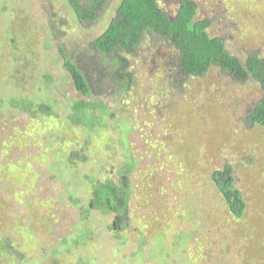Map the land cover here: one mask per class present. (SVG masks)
Returning <instances> with one entry per match:
<instances>
[{"label":"rangeland","instance_id":"rangeland-1","mask_svg":"<svg viewBox=\"0 0 264 264\" xmlns=\"http://www.w3.org/2000/svg\"><path fill=\"white\" fill-rule=\"evenodd\" d=\"M193 1L196 19L212 20L209 35L231 55L264 59V0ZM65 2L0 0V246L8 250L0 264H264V133L240 122L261 90L211 68L183 80L179 93L168 85L177 71L172 51L148 38L130 62L124 119L105 117H119L122 106L100 97L105 112L92 113L94 127L84 130L66 106L89 99L74 96L57 48L81 52L120 0L89 25ZM178 2L158 5L173 16ZM46 100L49 110L54 102L51 116L40 106ZM226 165L246 202L241 219L210 182ZM123 172L128 218L109 230L111 214L91 210L85 218L86 186Z\"/></svg>","mask_w":264,"mask_h":264},{"label":"trees","instance_id":"trees-1","mask_svg":"<svg viewBox=\"0 0 264 264\" xmlns=\"http://www.w3.org/2000/svg\"><path fill=\"white\" fill-rule=\"evenodd\" d=\"M110 1L66 0L65 3L79 24L89 25L99 20V15ZM159 1L161 0H120L115 17L106 29L89 41L81 52L58 46V59L70 79L74 96L89 99L88 102H70L66 106L70 107L69 118L72 122L81 124L84 130H91L94 127L92 113L96 110L105 112V107L99 102L100 97L115 103L117 111L122 109L119 117L113 112H108L105 117L115 121L124 119L126 110L123 105L128 106L129 91L134 82L130 62L136 60L141 45L149 38V42L158 44L157 47L172 51L177 71L176 77L170 78L168 85L179 93L185 86L183 80L203 78L211 68L220 71L234 84L253 82L261 90V97L244 113L240 122L245 130H252L256 134L264 133V59L258 54H250L243 59L231 55L222 38L209 35L212 20L196 19L198 7L193 0H181L175 15L170 18L160 9ZM65 84L70 87L67 81ZM92 85L95 88L91 90ZM58 87L62 88L60 84ZM47 103L40 106L47 116H51L54 102H50V110L46 107L49 105L48 101ZM55 115L54 109L53 116ZM130 118L132 119L131 115L127 116V120ZM128 160L125 165L127 169L133 164L131 154H128ZM232 173L230 165L216 169L210 174V182L221 197L228 214L241 219L246 210V202L234 188ZM127 178V172H123L116 182L109 178L88 183L86 189L91 197L86 208L82 206L85 218L88 215L90 217L91 210L111 214L113 219L108 229L115 231L119 229L121 222H127L128 202L131 198ZM78 203L79 201L76 202ZM3 252L8 250L1 245L0 254ZM250 259L254 263L258 261Z\"/></svg>","mask_w":264,"mask_h":264},{"label":"flooded vegetation","instance_id":"flooded-vegetation-1","mask_svg":"<svg viewBox=\"0 0 264 264\" xmlns=\"http://www.w3.org/2000/svg\"><path fill=\"white\" fill-rule=\"evenodd\" d=\"M180 1H181V0H179V2H180ZM179 2H178V3H179ZM175 13H176V11H175ZM175 13H174V15H175ZM166 15H167V14H166ZM174 15H173V16H174ZM167 16H168L169 18H170V17H173V16H169V15H167ZM62 78H63V77H62ZM63 79H66V78H63ZM56 84H59V81L56 82ZM57 87H58V85H57ZM58 89H59V87H58ZM60 89L63 90L62 88H60ZM69 89H70V88H69ZM65 93H66V92H65ZM53 95H54V94H53ZM56 95L58 96V94H56ZM54 96H55V95H54ZM50 99H51V98H50ZM46 102H47V100H46ZM127 174H128V173H127Z\"/></svg>","mask_w":264,"mask_h":264}]
</instances>
